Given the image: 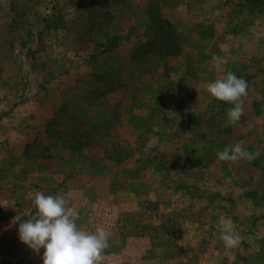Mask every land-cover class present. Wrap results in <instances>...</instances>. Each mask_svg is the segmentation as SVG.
Returning <instances> with one entry per match:
<instances>
[{
	"label": "rangeland",
	"instance_id": "374dc122",
	"mask_svg": "<svg viewBox=\"0 0 264 264\" xmlns=\"http://www.w3.org/2000/svg\"><path fill=\"white\" fill-rule=\"evenodd\" d=\"M260 1L0 0V264H42L16 221L37 193L109 230L100 264H264ZM229 71L248 83L245 135L202 140L206 104L220 122L233 107L206 91ZM238 142L255 159H217Z\"/></svg>",
	"mask_w": 264,
	"mask_h": 264
},
{
	"label": "clouds",
	"instance_id": "9594fccd",
	"mask_svg": "<svg viewBox=\"0 0 264 264\" xmlns=\"http://www.w3.org/2000/svg\"><path fill=\"white\" fill-rule=\"evenodd\" d=\"M212 59L216 68L225 63L219 56ZM206 91L211 99L233 106L226 114V126L240 122L248 91L246 80L229 71L208 83ZM217 159L237 163L251 161L255 156L238 142L218 152ZM33 207L35 214L31 218L16 219L19 221L18 237L34 254L41 256L42 264H100L104 252L110 247L108 229L102 226L91 232L82 229L77 223L78 212L68 206L64 195L37 193ZM219 226L226 249H236L242 244L231 218H222Z\"/></svg>",
	"mask_w": 264,
	"mask_h": 264
},
{
	"label": "crops",
	"instance_id": "0c3cea01",
	"mask_svg": "<svg viewBox=\"0 0 264 264\" xmlns=\"http://www.w3.org/2000/svg\"><path fill=\"white\" fill-rule=\"evenodd\" d=\"M250 88H252V90H254V91H256L257 92V89H259V88H256L255 86H251ZM249 88V89H250ZM251 90V89H250ZM208 100H210V99H208ZM207 100V101H208ZM212 103L214 102V101H212V100H210ZM211 102H209V103H211ZM202 104H205V102H202ZM206 105H208V108H206V112H207V120H206V127H207V130L205 129H203V127H202V125L204 124V120L203 121H199V122H197L196 124H198V125H200L201 127H202V132L203 131H205L206 132V136L205 137H207V140H208V138L210 137L209 135H212L213 134V136L211 137L212 139H213V137L214 138H216V139H219L220 141H218L217 143H222V140H221V138H223V139H227V137H228V135L227 134H230V133H228V132H230V131H232V130H235V131H239L240 133H242V134H244L245 135V133H244V131H243V129H242V126H240L239 125V123L238 124H235V126L234 125H227L226 126V115H225V113L227 112V110H226V108H223V106H222V113H224V117H223V119H222V121L220 122V121H217L216 119H215V117H214V115H213V112L216 110V109H212V108H210V104H206ZM226 111V112H225ZM202 115H204V114H202ZM211 118L213 119V122L214 123H210V120H211ZM243 121V120H242ZM254 121L256 122V119H254ZM256 125H258V124H256ZM238 127H240V129H238ZM182 128H184V127H179L178 129L179 130H182ZM218 131L219 132H222L223 134L222 135H218ZM210 133H212V134H210ZM197 135V137H199V138H203L202 136H201V133H197L196 134ZM227 141V140H226ZM246 182V181H245Z\"/></svg>",
	"mask_w": 264,
	"mask_h": 264
},
{
	"label": "trees",
	"instance_id": "16d2710c",
	"mask_svg": "<svg viewBox=\"0 0 264 264\" xmlns=\"http://www.w3.org/2000/svg\"><path fill=\"white\" fill-rule=\"evenodd\" d=\"M255 5H258V6H264V2H258V3H254ZM146 45H148L147 43H145L144 45H143V48H142V52H144V49L146 48ZM150 50L151 49H149V50H147L146 52H150ZM135 52H139V48H136V51ZM141 52V51H140ZM137 54V53H136ZM144 55V53L140 56V57H142ZM212 101H215V100H213L212 99ZM223 133L222 132H219L218 131V135H222ZM201 136L203 137L202 138V140H207V137H205L206 136V132L205 131H203V133L201 134ZM244 169H247V167H245Z\"/></svg>",
	"mask_w": 264,
	"mask_h": 264
}]
</instances>
